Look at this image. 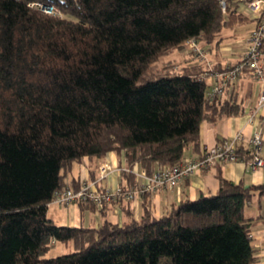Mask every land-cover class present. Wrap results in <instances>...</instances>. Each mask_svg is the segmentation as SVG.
I'll return each instance as SVG.
<instances>
[{
  "label": "trees",
  "instance_id": "1",
  "mask_svg": "<svg viewBox=\"0 0 264 264\" xmlns=\"http://www.w3.org/2000/svg\"><path fill=\"white\" fill-rule=\"evenodd\" d=\"M246 21L220 0H0V264H256L245 211L264 185L247 188L221 171L215 194L164 216L146 204L139 220L129 212L98 227L48 215L84 157L124 151L130 167L152 173L200 151L204 121L242 114L230 90L208 98L205 66L178 55L189 39L222 42ZM238 153L252 157L244 144ZM59 242L74 251L49 257Z\"/></svg>",
  "mask_w": 264,
  "mask_h": 264
},
{
  "label": "crops",
  "instance_id": "2",
  "mask_svg": "<svg viewBox=\"0 0 264 264\" xmlns=\"http://www.w3.org/2000/svg\"><path fill=\"white\" fill-rule=\"evenodd\" d=\"M248 20L238 24L233 29L230 28V32L228 29L225 30L222 42L204 45V48L208 52L207 60L211 64L217 67H225L235 64L242 58L246 52L250 32L243 33L241 25L251 22L254 27V22L250 18ZM237 31L239 34L235 35L234 33ZM234 37L238 39H232ZM192 53L188 49L179 53L178 57L183 61H198L206 68V62ZM259 90V84L252 76L248 74L243 75L235 88L229 93H235L244 107V112L240 115L221 118L216 122L204 121L201 125L200 151H194L190 148L187 150L184 158L197 157L206 148L230 139L238 132H243L245 139L248 140L254 132L262 131L264 138V118L257 116L252 121L250 120L251 114L257 107ZM244 147L249 148L247 141L244 142ZM102 163H109L114 168V171L99 182L98 187L100 189L105 187L115 188L120 184H134L137 181H143L137 177L135 180H131L118 170L129 165L124 151H110L101 159L92 160L89 157H84L81 161L75 162L72 172L67 179V184L78 187L81 180H96L99 177V166ZM220 171L227 180L235 184H243L247 188L264 185V167L251 170L244 161L226 162L207 169L198 170L195 174L174 187H161L156 192L150 194H138L133 200L107 204L103 207L80 203L61 205L51 202L49 204L48 215L59 225L98 227L105 219L113 223L122 224L126 220H129V212L133 218L139 220L144 214L146 204L155 216H164L182 200H195L202 194H215L219 187L218 173ZM93 175L95 178H92ZM74 180H77V186L74 184ZM252 192L253 197L247 204L245 213L247 217L253 219L251 237L256 250V264H264V193H261L258 189H253Z\"/></svg>",
  "mask_w": 264,
  "mask_h": 264
},
{
  "label": "built area",
  "instance_id": "3",
  "mask_svg": "<svg viewBox=\"0 0 264 264\" xmlns=\"http://www.w3.org/2000/svg\"><path fill=\"white\" fill-rule=\"evenodd\" d=\"M220 3L224 12H227L229 4L236 5L244 15L254 22V27L250 31L247 40L245 54L235 64L217 69L214 64L207 60L208 52L197 38H191L187 41L188 48L207 64L208 98L213 100L225 94L227 90L231 91L241 77L248 74L256 80L260 89L257 107L251 114L250 120L252 121L257 116L264 118V0H220ZM41 5L43 8L51 6L52 10L55 7L43 3ZM245 141L248 142L252 154L250 159L238 153V146L244 144ZM237 161H244L251 170L264 167L262 131L254 132L248 140L245 139L243 132H238L232 138L206 148L197 157H186L174 165H158L152 173L147 172L139 165L134 167L128 165L120 168L119 171L134 174L143 181H137L134 184H120L115 188L105 187L100 189L98 187L99 182L114 171L112 165L102 163L99 166V177L96 180H81L78 187L67 184L64 188L55 191L53 202L61 205H71L90 201L98 207H103L105 204L133 200L138 194L153 193L161 187H174L198 170Z\"/></svg>",
  "mask_w": 264,
  "mask_h": 264
},
{
  "label": "rangeland",
  "instance_id": "4",
  "mask_svg": "<svg viewBox=\"0 0 264 264\" xmlns=\"http://www.w3.org/2000/svg\"><path fill=\"white\" fill-rule=\"evenodd\" d=\"M46 5V4H45ZM50 5V4H48ZM36 7L40 8V10H42L43 12H45L46 14H50V15H57V16H60V17H66L67 15L64 14L63 12H61L59 10L58 7H54V9L52 10L51 9V6L48 7V8H43L41 3H38L35 5ZM243 29L242 32L243 33H247L248 31L250 32L253 28V25L250 23H244L241 25ZM231 29H228V31L230 32ZM235 35L236 34H239V32L237 31L236 33H234ZM250 34V33H249ZM249 36V35H248ZM234 40L238 39V38H232ZM59 223V222H58ZM74 251V246L72 243H68V244H64V243H55L54 246L51 248L50 252L48 253V256L49 257H54V256H59V255H62L64 253H68V252H72Z\"/></svg>",
  "mask_w": 264,
  "mask_h": 264
}]
</instances>
